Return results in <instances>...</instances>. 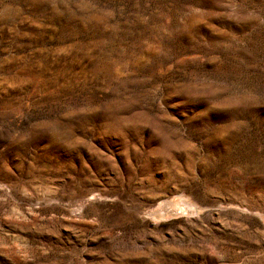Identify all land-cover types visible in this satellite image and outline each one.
<instances>
[{"label":"rangeland","instance_id":"374dc122","mask_svg":"<svg viewBox=\"0 0 264 264\" xmlns=\"http://www.w3.org/2000/svg\"><path fill=\"white\" fill-rule=\"evenodd\" d=\"M0 264H264V0H0Z\"/></svg>","mask_w":264,"mask_h":264},{"label":"bare ground","instance_id":"6f19581e","mask_svg":"<svg viewBox=\"0 0 264 264\" xmlns=\"http://www.w3.org/2000/svg\"><path fill=\"white\" fill-rule=\"evenodd\" d=\"M180 202H185V201L181 200ZM180 202H179V204H177V205L175 206L176 209H178V210H179V209H180V210L188 209L187 204H185V203L180 204ZM173 203H174V202H173ZM173 203H172V204H173ZM166 204H167V203H164V202H163V203L160 205V207H158V208H159V209H158L159 212L166 211ZM173 206H174V204H173ZM175 207H174V208H175ZM158 210H157V211H158ZM155 211H156V210H155Z\"/></svg>","mask_w":264,"mask_h":264}]
</instances>
